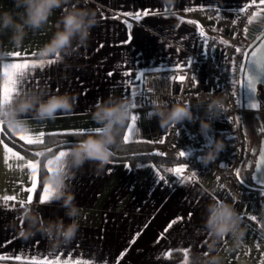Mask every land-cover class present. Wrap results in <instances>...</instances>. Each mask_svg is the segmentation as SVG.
Returning a JSON list of instances; mask_svg holds the SVG:
<instances>
[{
	"label": "crops",
	"instance_id": "obj_1",
	"mask_svg": "<svg viewBox=\"0 0 264 264\" xmlns=\"http://www.w3.org/2000/svg\"><path fill=\"white\" fill-rule=\"evenodd\" d=\"M244 2L247 3L249 0ZM201 5L212 8L201 10ZM80 6H84L83 0ZM87 6L97 10L99 19L98 25L91 30L87 46L77 49L70 56L61 53V61L45 67L43 71L36 70L33 82L27 85L26 91V93L46 94L69 93L77 97L76 104L70 112H58L55 120L37 121L29 115L28 128L34 131L59 133L95 129L99 126L92 119L96 104L107 100L110 96L124 98L122 90L126 78L121 73L133 66L139 70L147 71L155 68L161 70L159 73H149L144 87L151 83L154 77L160 76L165 78L168 86L179 90L180 86L167 77L176 62L185 61L187 58H191L192 61L194 54L202 51V38L199 36L197 24L204 28L207 36L212 35L231 42L233 33L228 29L213 31L216 28L215 8L219 9L223 17L234 16L241 7V0H92ZM190 7L197 10L184 11L185 8ZM4 10L16 11L14 0H0V11ZM143 10H149L150 14L146 17L142 16L139 21L124 16L120 19L111 18L118 12L135 13ZM101 12L106 18H101ZM61 14L62 10H57L44 29L29 31L20 48L14 47L9 42L10 33L0 34V57L3 58L0 60V84L3 81V63L23 62L21 58L8 56V53L36 52V57L33 59L52 58V55L44 57L40 53L52 33L61 27L59 23ZM126 19L132 24L129 43H125L129 40V29L123 23ZM189 20L197 24L187 23ZM248 28L247 38L245 35L243 37V47H247L264 29V16ZM215 56L220 58L221 48H216ZM236 58L239 62L240 57ZM109 72L114 74L109 76ZM204 77L205 75L202 74L198 78L194 86L195 92L206 88ZM37 79L40 82L39 87L35 84ZM200 102L198 97H192L190 107L193 120L178 131L179 141L190 140L186 147L187 155H193L202 148H211L210 144L216 132L223 128L222 122H216L211 118V129L207 135L201 133L200 121L208 117L205 116V108ZM136 112H139L140 119L137 121L139 133L135 139L159 141L163 138L166 128L159 126L152 106L144 102L140 109H132V114ZM148 113L152 115L149 116ZM12 133L19 138V133ZM0 140H3L14 152L25 156V161L39 159L28 157L7 143L2 132H0ZM4 155V144H0V197L17 195L18 200H26L28 193L22 192L21 186H28V170L21 172L16 167L24 161L16 160L12 158L11 153H8L9 163L13 165L9 168L4 162ZM46 161L47 158L45 165ZM153 164L155 163L150 160L138 161L134 165L126 160L120 162L111 160L103 170H99L95 162H86L78 170H71L72 174L66 183L75 195L74 203L81 209V214L77 218L80 229L70 244L56 248H53L49 240L39 233L20 237L19 233L28 226L24 219L21 227L19 219L24 209L20 208L18 203L12 208L11 201L5 206L0 200V254L27 255L31 258L34 254H46L56 250L63 251L64 258L68 252H72L74 259L96 261L98 264H116L119 254L125 249H130L120 260V264H184L181 250L190 248V264L191 257L193 255L202 257L208 251L207 243L211 242L203 229L207 206L215 200H222L233 204L239 216L245 217L240 221V228L245 234L239 240L229 234L217 244L216 252L212 255L218 254L221 257V264H261V261H264L262 255L264 202L237 199L225 186L221 189L215 178L204 172H197L195 181L181 184L178 180L172 179L171 174L163 171L179 166L183 162L163 167L155 164L162 170L161 174L166 175L170 180L167 185L157 184L151 167ZM250 189L254 188L250 187ZM38 199L39 197L36 198L34 193V202L27 207L38 211L44 221L61 218L65 224L70 223L59 203L50 202L40 205ZM249 214H256L258 221L247 220ZM177 217L184 219L173 225L164 239L155 243L167 224ZM145 224L148 225L146 229ZM138 232L142 234L135 244L130 245V241ZM7 241L12 242L6 244ZM257 243L260 245L259 248ZM169 249L173 250L171 256L166 255ZM0 264H20V262L8 260L0 261Z\"/></svg>",
	"mask_w": 264,
	"mask_h": 264
},
{
	"label": "clouds",
	"instance_id": "obj_2",
	"mask_svg": "<svg viewBox=\"0 0 264 264\" xmlns=\"http://www.w3.org/2000/svg\"><path fill=\"white\" fill-rule=\"evenodd\" d=\"M91 2L92 0H83L84 6H80L81 0H14L16 11H0V34L10 33L9 42L20 48L29 31L44 29L56 11L62 10L59 17L61 27L52 33L40 54L54 56L56 53H63L70 56L77 49L87 46L91 30L99 23L97 10L87 6ZM76 100L77 97L69 93H24L16 97L10 105H0V120L12 132L20 133L28 128L29 115L37 121L55 120L58 112H70ZM152 103L153 114L158 118L161 128L193 120L192 108L187 102L177 100L170 107L166 101L159 99H154ZM200 104L204 106L205 116L208 117L201 119L200 131L207 135L212 127L211 118L227 110L225 97L205 96ZM132 105L131 98L112 96L96 104L92 112V119L99 125L95 128L96 134L86 136L68 150L64 159L67 165L65 171H56L44 177V183H50L55 189L51 202L60 204L70 223L65 224L61 218L44 221L38 211L27 207L23 211L28 225L23 231L25 237L39 233L49 240L53 248L68 245L76 238L80 229L77 218L81 209L74 203L75 195L69 190L66 181L72 174L71 170H78L86 162H95L99 170H103L110 163L113 156L111 146L121 139L120 134L132 116ZM223 148V141L217 140L202 157L203 163H211ZM50 154L46 149L47 159L53 158ZM240 221L233 204L222 200L211 202L207 206L203 222V229L211 241H206L207 254L202 257L193 255L190 264H221V257L212 253L216 252L217 244L229 234L237 240L244 236L245 231L240 228Z\"/></svg>",
	"mask_w": 264,
	"mask_h": 264
},
{
	"label": "snow or ice",
	"instance_id": "obj_3",
	"mask_svg": "<svg viewBox=\"0 0 264 264\" xmlns=\"http://www.w3.org/2000/svg\"><path fill=\"white\" fill-rule=\"evenodd\" d=\"M212 6H205L201 5L200 9H211ZM249 9H254L251 11V13L247 16V24L243 29L245 38H247V33L249 31L248 26L252 25L254 22H256L259 18L264 16V0H249V2L245 3L244 0H241V7L236 11V14L234 15L232 19V24L235 25L238 21V18L240 14L247 13ZM196 8H185V12H192L196 11ZM215 12L217 13L215 16V19L220 20L223 19V16L220 14L219 9L215 8ZM101 18H106L104 16V13L101 12ZM150 14L149 10H143L136 11L135 13L132 12H126L116 13L115 16L111 17L113 19H120L121 16L128 17L132 20L139 21L141 20L142 16L146 17ZM154 14V13H153ZM211 18V17H210ZM181 21L183 22V19L181 18ZM123 23L127 26L129 29V40L125 41V43H129L131 40V29L132 24L129 22V20H124ZM189 24H197V22L189 20L187 21ZM197 30L199 33V36L202 38V44L205 47H211L209 45V38L207 37L205 30L203 27L199 26L197 24ZM222 29H216L214 28L213 31H217ZM220 43L223 45H229V42L226 40H220ZM179 51V49H177ZM8 56L12 58H21L23 62H8L2 64V73H3V81L2 84H0V105H10L14 99L21 94L26 93L27 91V85L33 82V79L35 77V71L40 70L43 71L45 67L54 65L61 61L62 56L61 53H56L52 58L49 59H33L36 57V52L31 53H22L20 51H13L8 53ZM42 56L48 57L49 55L47 53H44ZM240 57L239 62H237L236 57ZM3 58L0 57V60ZM228 64L226 65V70L230 73L231 76V88L233 91L231 92V95L236 96V105L237 108L240 109L242 107V100H241V90L244 88H247L249 92L252 94L254 99L249 100L246 107L247 109H257L260 107V103L256 99V93L258 91V87L260 84V81L256 75H253V69L256 70V72L261 73L264 72V33H262L259 36H256L255 41L253 44L248 45L247 47L242 46H235L234 47V55L232 57L227 58ZM191 58H187L185 61H178L176 62L172 69L171 74L167 77L169 80L183 83L186 79V75H180V73H191ZM159 73L161 70L159 68L151 69V70H139L133 66V68L128 69L121 73L123 77H125L124 81V88L122 90V95L124 98H128L129 96L133 100L132 109L138 110L141 107H143V103L145 101H148V93H151L153 91L152 89H147L144 87L146 84L147 75L149 73ZM114 73L109 72V76H112ZM191 79L193 80V83L195 85L196 78L192 74ZM39 80H35V84L37 87H39ZM239 85V93L235 91L236 86ZM227 111V110H225ZM147 115L151 116L152 113H148ZM140 119L139 112H136L135 114H132L130 118V122L126 125V131L123 135V144L129 145L132 143H140L143 141L135 139L139 133V129L137 127V121ZM236 125H240V117L237 116L236 118ZM229 123H232L231 120H229ZM5 122L3 120H0V132L3 131ZM262 132H264V127L260 129ZM92 134H96L95 129H81V130H69L65 132H50L46 133L45 131H34L31 128H27L25 131L20 132L19 140L25 141L28 145H46V136H89ZM56 143V149H54L51 146L47 147V151L49 153H54L53 158L47 159L46 165L44 167V171L46 174H50L56 171H65L67 169L66 163H64V159L68 155V150L64 149H71V142L70 141H64V142H55ZM150 143H165V139L161 138L159 141H151ZM0 144H4V162L5 164L11 168L13 165L9 163L10 157L7 155L8 153H11L12 158H15L19 161H24L22 164H17L16 167L20 169L21 172H23L25 169L28 170V176H29V182L28 186H21V191L28 193L26 200L25 199H17V195H4L3 197H0V200H2L7 206L8 202H13L12 208H15L16 203L19 204V207L22 209L27 208V206L32 205L34 202V193L37 192L38 188V181L41 175V161L39 159H27L25 161V156L21 155L19 152H14L11 147H9L7 144L4 143L3 140H0ZM58 150V151H56ZM44 152H35L33 153V156L35 157H42L44 156ZM157 156H165L166 154L163 152H157L155 153ZM187 153L184 151H180L178 153V156L181 158L186 157ZM260 157L261 160H264V148L260 151ZM242 163L244 161L242 160ZM126 167H131L130 165H125ZM227 165L221 163L220 167L225 168ZM154 171V175L156 176V183L157 184H163L167 185L170 183V180L166 177V175L161 174V169L157 167L155 164L151 165ZM187 165L181 164L176 167H170L165 170L164 172L171 174L172 179L178 180L181 184L193 182L195 181L196 177L198 176V173L193 171L190 176H186ZM249 168L251 169V162H249ZM261 170L260 163H257L255 166V169L251 171L253 179L256 178V173ZM248 175H245L243 178L240 175V169L237 168L235 171V178L238 182V184L242 185L245 183ZM219 179V178H217ZM42 193L39 195L38 203L40 205H46L52 201V197L55 193V189L52 187L50 183H42ZM262 189H264V184L260 185ZM220 188L223 189L224 185H220ZM262 195H264V190L261 192ZM191 218V213L189 214V219ZM245 217H240V219H244ZM21 222V227H23V215L19 217ZM183 217H177L171 220L167 226L163 229V231L159 234L157 240L155 243H159L160 240L165 238V234L175 225L177 222L182 221ZM247 220L256 222L258 221V216L256 214H249L246 217ZM148 227L147 224H145L144 228L146 229ZM142 234V232L136 233V235L132 238L130 241V245L135 244L137 238ZM20 237H24L23 231L19 233ZM264 238V237H262ZM12 241H7V243H11ZM38 243V242H37ZM259 243H257V248H259ZM130 249L123 250L119 256L117 257L116 264H120V260L124 258L126 253ZM171 249H169L166 253L167 256L172 255ZM183 252L184 256V264H189V253L190 248H184L181 250ZM207 253L205 252L204 255ZM264 255V253H262ZM63 251L57 252L56 250L50 251L46 254H34L31 256V258H28L27 255H2L0 254V261H8V260H14L16 262H20V264H98L96 261H88V260H81V259H74L73 253L68 252L66 254ZM261 264H264V261H261Z\"/></svg>",
	"mask_w": 264,
	"mask_h": 264
},
{
	"label": "built area",
	"instance_id": "obj_4",
	"mask_svg": "<svg viewBox=\"0 0 264 264\" xmlns=\"http://www.w3.org/2000/svg\"><path fill=\"white\" fill-rule=\"evenodd\" d=\"M251 11H253V9H249L247 13L240 14L235 25H233L231 22L234 16H224L223 19L220 20L215 19L214 22L217 29H228L231 33H233L232 41L229 42L230 46L221 44V39L216 36H207L209 38V45L211 47H205L202 45V51L194 54L191 63V73H180V75H186L187 79L182 84L175 82L180 86L179 90H174L172 87L168 86L166 84L165 78L156 76L151 83H148L145 86L147 89L153 90L151 93H148V101H145V103L153 107V100L159 99L161 101H166L170 106L177 100L187 102L190 105L192 97H198L202 101L205 96H223L225 97L227 117L232 121L231 128L233 130L232 133L234 138L241 140V128L240 125H236L235 118L239 116L240 121L244 123V114L248 110L243 106L240 109L237 108V97L231 95V92L233 91L230 82L231 76L226 70V65L228 64L227 58L234 55V47L243 45V29L247 24V16L251 13ZM216 48H221V56L219 59L215 56ZM192 74L195 76L196 80H198L202 74L205 75L204 83L206 88H204V90L199 92L194 91L195 85L191 79ZM235 91L239 93V85L236 86ZM259 93L261 95V111L264 112V106L262 103L264 102V91L261 89V87L259 89ZM214 120L216 122L220 121V114L219 116L214 117ZM189 122L190 121L185 120L175 126L167 127L163 132L165 143H158L157 147L159 149L177 147L180 151L186 152V147L190 143V140L179 141L178 131L183 126L189 124ZM211 148H209L207 151L201 152V150H203L202 148L199 152H197L196 155L195 153L193 154L195 157L183 162V164L187 165L185 174H191L193 171L204 172L207 175L214 177L218 184L224 185L230 191L233 197L244 201L260 200L264 202V195L261 194L262 190L264 189H250V187L247 185L241 186L238 184L234 173L231 171V159H229L230 146H228V144L224 145L223 150L219 152L215 160L206 165L203 163L202 157L205 156ZM221 163L226 164L227 166L225 168H221Z\"/></svg>",
	"mask_w": 264,
	"mask_h": 264
},
{
	"label": "trees",
	"instance_id": "obj_5",
	"mask_svg": "<svg viewBox=\"0 0 264 264\" xmlns=\"http://www.w3.org/2000/svg\"><path fill=\"white\" fill-rule=\"evenodd\" d=\"M264 89V86H261V89ZM220 122H222L223 128L220 129L219 131L216 132V136L214 140L211 142L210 147H213L214 144L216 143L217 140L223 141L224 145L228 144L233 149H236L239 154V161L236 164L235 169L239 168L240 169V175L242 174V169L244 168V163L247 164V161L245 162L247 155H248V141H247V133H245V125L243 122L240 123V128H241V133H242V138L241 140H237L234 138V135L232 133V123H229V119L227 117V112L225 111L224 113H220ZM129 123V121H128ZM127 123V124H128ZM126 131V126L122 130L120 136L121 139L118 140L116 144L111 146V150L113 152V156L111 160L115 161H129V163L136 164L138 161H145V160H150L154 162L156 165H159L160 167L163 166H173L176 164H181L182 162H185L189 160L190 158L195 157V155H186V157L181 158L178 156V153L180 152L179 148L177 147H170L169 149H159L157 147L158 143H150L151 141L146 140V139H138L140 143H132L129 145L123 144V135ZM93 135V134H92ZM2 136L3 138L7 141V143L11 144L13 147H15L17 150H19L21 153L24 155L31 157V158H39L41 161V175L39 178V183H38V188L37 192L35 193L36 198L39 197L40 191H42V183L44 182V177L46 175V172L44 171L45 167V160L47 157L42 156V157H35L33 156V153L35 152H44L47 149L48 146L53 147L56 149V143L55 142H64V141H70L71 146H74L78 141L84 139L86 136H46V145H28L25 141H20L17 136H15L6 126H4V129L2 131ZM208 149H203L202 151H207ZM58 151V150H56ZM253 151V150H252ZM157 152H163L166 155L161 157L155 155ZM55 153V152H54ZM54 153H51L50 155H53ZM253 154V153H252ZM249 158L255 160V156L250 155ZM251 159H248L251 161ZM242 160L244 163H242ZM236 171V170H235ZM242 177V176H241ZM243 178V177H242ZM250 176L247 177L246 180H249ZM246 182V181H245ZM245 185V183H243ZM246 186V185H245Z\"/></svg>",
	"mask_w": 264,
	"mask_h": 264
},
{
	"label": "water",
	"instance_id": "obj_6",
	"mask_svg": "<svg viewBox=\"0 0 264 264\" xmlns=\"http://www.w3.org/2000/svg\"><path fill=\"white\" fill-rule=\"evenodd\" d=\"M262 33H264V29L259 33L257 34L256 36H259L261 35ZM256 36L252 39V41L248 44V45H251L253 44V42L255 41V38ZM253 75H256L260 81V84H259V87H258V91L256 93V99L257 101L260 103V107L257 108V109H247L246 105L247 103L249 102V100L251 99H254V97L252 96V94L249 92V90L247 88H244L241 90V93H240V96H241V100H242V106L244 108H246L247 110L253 112L254 116L257 117V119L259 120L260 124H259V127H258V132H261L263 133L262 137H261V141H260V148H259V151L257 152L256 156H255V160L253 162V166H252V170L255 169V166L257 163H260V166H261V170L259 172L256 173V178L253 179L252 177V174L250 176V179L249 180H246L245 182V185L251 187V188H254V189H262L261 188V184H264V160H261V157H260V151L262 148H264V132H262L260 129L262 127H264V120L262 118V115H261V99H260V95H259V89L261 86H264V72H261V73H258L256 72L255 69H253ZM251 162V161H249ZM248 162V164H249Z\"/></svg>",
	"mask_w": 264,
	"mask_h": 264
},
{
	"label": "rangeland",
	"instance_id": "obj_7",
	"mask_svg": "<svg viewBox=\"0 0 264 264\" xmlns=\"http://www.w3.org/2000/svg\"><path fill=\"white\" fill-rule=\"evenodd\" d=\"M263 89V88H262ZM264 91V89H263ZM261 99V98H260ZM263 106H264V102ZM251 112V111H250ZM261 115L262 118L264 120V112L261 111ZM244 125H245V133H247V141H248V145H249V151H248V155L246 158H249L250 155L256 156L257 152L259 151L260 148V141H261V137L263 135V133L258 132V127H259V120L257 119L256 116H254L253 112L252 113H247V115L244 117ZM253 150V151H252ZM253 153V154H252ZM229 159L230 163H231V171L234 173L235 175V167L236 164L239 161V154L238 151L236 149H233L230 147V153H229ZM246 159L245 162L247 161V164L250 160ZM253 162L251 159V169L249 168V165H246V163H244V168L242 169V174L241 176L244 177L245 175L251 176V171H252V166H253ZM241 186H245L244 184H242Z\"/></svg>",
	"mask_w": 264,
	"mask_h": 264
}]
</instances>
